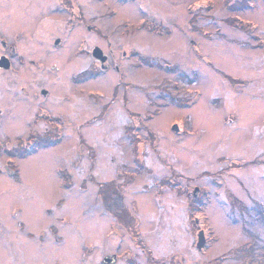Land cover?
Returning a JSON list of instances; mask_svg holds the SVG:
<instances>
[{"label": "rangeland", "instance_id": "rangeland-1", "mask_svg": "<svg viewBox=\"0 0 264 264\" xmlns=\"http://www.w3.org/2000/svg\"><path fill=\"white\" fill-rule=\"evenodd\" d=\"M0 39V264H264V0H0Z\"/></svg>", "mask_w": 264, "mask_h": 264}, {"label": "flooded vegetation", "instance_id": "flooded-vegetation-1", "mask_svg": "<svg viewBox=\"0 0 264 264\" xmlns=\"http://www.w3.org/2000/svg\"><path fill=\"white\" fill-rule=\"evenodd\" d=\"M89 29H90V27H89ZM0 40H2L1 44H2V46H4V48H3L4 52L1 54L0 57H4L6 60L9 61V67H7V68H10V66L13 65V62L11 61L12 57H13V55L15 56V50H14L15 42H14V40H12L14 42V45L11 48V50H12V52H11L10 48L8 47L9 41L8 40H4V39H0ZM108 46H110V48L109 49L106 48V50H104L103 47L101 48L100 46L94 45V47H99L101 50L100 49H97V50L93 49L92 50L91 57L92 56L96 57V60L95 59L93 60L94 64L91 67V69L87 70V71H83L81 74H79V77H82L85 74V75H87V77H92L93 78V77H95V76H97L99 74H102L104 72H107L109 70L115 71L116 73H120L121 70L117 66L118 65L117 64L118 61L116 60L117 56L114 53V50H115L114 46H111V43H109ZM121 53L124 56V54L126 52H125V50L121 49L120 50V55H121ZM22 56H23V53H19L18 60H22ZM117 83H118V85H120L121 83H123V79L118 80ZM121 91H122L121 99H122V102H123L124 91L123 90H121ZM32 93L34 95H37L36 92H34V91ZM46 94H44V96H46ZM25 95L28 96L27 92H26ZM44 99H46V98H44ZM38 107H40V105ZM46 112L49 113L48 111H46ZM127 113H130V112L127 110ZM49 115H50V113H49ZM45 137H50V136L45 135ZM82 142L84 143L83 139H82ZM120 199H122V198L120 197L119 200ZM120 203H121V201H120ZM151 260L153 261V259H151ZM136 263L137 264H142V263H140V261L139 262L137 261ZM171 264H177L175 262V259H173Z\"/></svg>", "mask_w": 264, "mask_h": 264}, {"label": "water", "instance_id": "water-1", "mask_svg": "<svg viewBox=\"0 0 264 264\" xmlns=\"http://www.w3.org/2000/svg\"><path fill=\"white\" fill-rule=\"evenodd\" d=\"M55 43L56 44L59 43V40L57 39L55 41ZM97 49H99V48L96 47L95 50H97ZM0 66L3 67V68H5V69H7V67H9V61L6 60L4 57H1L0 58ZM173 127L175 129H177L176 126H173ZM195 190H197V188H195ZM195 190H194V192H195ZM198 234L199 235H198V240H197V244L196 245H197L198 248H201L203 246V243H204V235L202 234L201 231Z\"/></svg>", "mask_w": 264, "mask_h": 264}, {"label": "trees", "instance_id": "trees-1", "mask_svg": "<svg viewBox=\"0 0 264 264\" xmlns=\"http://www.w3.org/2000/svg\"><path fill=\"white\" fill-rule=\"evenodd\" d=\"M41 139V138H40Z\"/></svg>", "mask_w": 264, "mask_h": 264}]
</instances>
